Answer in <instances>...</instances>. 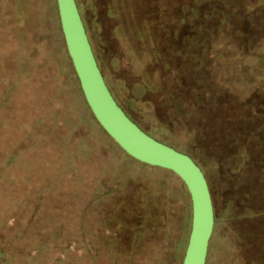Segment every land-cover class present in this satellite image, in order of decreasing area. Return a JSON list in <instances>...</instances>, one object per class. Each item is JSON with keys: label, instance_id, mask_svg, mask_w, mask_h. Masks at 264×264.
I'll return each instance as SVG.
<instances>
[{"label": "rangeland", "instance_id": "374dc122", "mask_svg": "<svg viewBox=\"0 0 264 264\" xmlns=\"http://www.w3.org/2000/svg\"><path fill=\"white\" fill-rule=\"evenodd\" d=\"M75 1L117 103L140 128L190 156L206 179L214 221L204 264H264V101H252L245 121L237 113L227 135L206 117L203 136L191 138L184 127L172 124L174 118L166 120L164 102L178 96L184 119L192 121L194 101L183 92L201 80L176 79L170 66L165 79L171 91L153 96L155 121L148 116L146 96L131 91L134 78L126 60L113 56L122 53L121 32L145 18L155 21L159 38L173 43L167 54L174 56L179 39L168 34L175 26L167 22L177 16L172 2ZM98 125L67 54L56 0H0V264H95L88 254L92 237L137 222L141 252L136 263L181 264L191 223L184 184L171 171L121 151ZM213 132L218 140L210 146L208 133ZM235 137L244 138V155L236 152L229 163L222 161L227 145L232 143L234 151L239 147ZM228 165L240 171L234 175ZM151 176L164 179L160 190ZM55 206H62L57 215L69 218L64 248L50 241V220H37L43 209ZM42 239L49 244L35 247ZM99 254L98 264H107L103 245Z\"/></svg>", "mask_w": 264, "mask_h": 264}, {"label": "trees", "instance_id": "16d2710c", "mask_svg": "<svg viewBox=\"0 0 264 264\" xmlns=\"http://www.w3.org/2000/svg\"><path fill=\"white\" fill-rule=\"evenodd\" d=\"M170 1L172 10L180 17L172 14L167 20L169 25L175 26L172 34H168L173 35L175 40L179 39V45L172 47L174 56L169 57L167 54L168 46L173 43H166L159 38L155 21L145 18L142 22L135 21L131 28L125 29L121 34L116 27L115 36L120 34L123 39L122 53H117L113 58L117 61L121 58L126 60L134 78L131 91L135 96H146L145 100L150 105L148 116L155 121L157 103L153 96L165 90L171 91L165 79V72L170 66L174 68L173 76L176 79L190 82L194 79L201 80V84H193L194 88L183 92L184 96L191 97L194 101L195 118L192 121L184 119L186 111L181 107L183 100L177 96L164 102L167 106L166 120L174 118L172 124L184 127L189 137L199 139L204 134L202 120L208 117L216 126L222 127V135H227L237 113L245 121L248 116L246 109L252 101H264V0ZM111 5L110 2V10L113 9ZM240 105L242 109L238 108ZM167 124L160 123L161 126L168 127ZM99 128L103 130L100 126ZM246 131L243 129L245 136ZM79 132L83 133L81 130ZM208 135V145H215L218 134L213 132ZM72 138H76L75 134ZM107 138L115 143L108 135ZM242 138H233V142L239 144L235 151L232 150V143L226 146L228 148L223 151L225 154L223 153L222 161L228 162L236 152L244 155L245 142ZM89 144L87 147L90 150ZM81 147H84L83 144ZM243 155L242 163L245 161ZM227 168L234 175L240 171L238 165H228ZM149 178L157 190L164 185L161 177ZM159 193L158 191L157 195ZM38 207L36 204L35 208ZM61 210L62 206H55L53 210L43 209L41 216L35 218L42 221L47 217L50 220L54 229L50 241L64 248L70 237L63 234L64 222L68 217L57 215ZM125 225L127 229L123 231L110 230L103 237L98 234L92 237L88 254L95 264H98L100 258V245L104 246L105 254L109 257L107 264H138L136 262L141 252L140 225L138 222L133 227L129 226L130 223ZM41 241L43 242L38 244L35 242V247L49 244L46 239Z\"/></svg>", "mask_w": 264, "mask_h": 264}, {"label": "water", "instance_id": "95a60500", "mask_svg": "<svg viewBox=\"0 0 264 264\" xmlns=\"http://www.w3.org/2000/svg\"><path fill=\"white\" fill-rule=\"evenodd\" d=\"M67 54L84 100L103 131L130 157L167 169L184 184L190 198L191 223L181 264H204L213 226L206 179L186 153L140 128L117 103L93 54L75 0H56Z\"/></svg>", "mask_w": 264, "mask_h": 264}, {"label": "flooded vegetation", "instance_id": "af4514ba", "mask_svg": "<svg viewBox=\"0 0 264 264\" xmlns=\"http://www.w3.org/2000/svg\"><path fill=\"white\" fill-rule=\"evenodd\" d=\"M165 143V142H164Z\"/></svg>", "mask_w": 264, "mask_h": 264}]
</instances>
